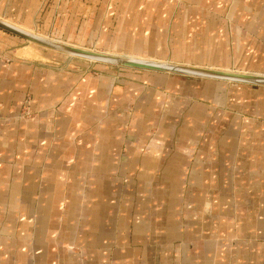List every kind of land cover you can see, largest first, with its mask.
Here are the masks:
<instances>
[{
    "label": "crops",
    "instance_id": "obj_1",
    "mask_svg": "<svg viewBox=\"0 0 264 264\" xmlns=\"http://www.w3.org/2000/svg\"><path fill=\"white\" fill-rule=\"evenodd\" d=\"M0 15L109 53L264 74V0H0ZM6 46L0 264H264V85Z\"/></svg>",
    "mask_w": 264,
    "mask_h": 264
},
{
    "label": "water",
    "instance_id": "obj_2",
    "mask_svg": "<svg viewBox=\"0 0 264 264\" xmlns=\"http://www.w3.org/2000/svg\"><path fill=\"white\" fill-rule=\"evenodd\" d=\"M0 28L20 36L29 41H34L42 46L55 49L66 54L84 58L87 60H93L96 62H101L105 64H112L116 66L138 68V69H148L164 71L175 74L191 75L206 78H216L225 79L234 82H243L255 85H264V75L254 74V73H237L234 71H226L220 69H211L207 67H196L191 65H185L175 62H161V61H150V60H140L132 57H127L123 55H112L105 53L104 51L85 49L82 47H77L54 38L39 36L37 34L28 32L21 29L9 22L0 18Z\"/></svg>",
    "mask_w": 264,
    "mask_h": 264
},
{
    "label": "rangeland",
    "instance_id": "obj_3",
    "mask_svg": "<svg viewBox=\"0 0 264 264\" xmlns=\"http://www.w3.org/2000/svg\"><path fill=\"white\" fill-rule=\"evenodd\" d=\"M86 3L87 4H91V2H86ZM1 17L5 18V19H8V20H11V19H9V18H7L5 16H1ZM11 21H13V20H11ZM41 34H43V33H41ZM0 42L6 43V45L9 46V48L10 47L11 48H15L16 46L17 47L21 46L19 48V50L24 49V46H28V47L30 46L29 40L24 39V38H22L20 36H17V35H15L13 33H10L8 31L2 29V28H0ZM7 46H6V48H8ZM28 47H25V48H28ZM37 48H39L38 52H39V55H40V57L38 59H44V58H46L44 54H48V55L52 56V58L54 60L55 59L59 60L60 63H66L68 65H70V64L74 65L75 62H87V61H90V60H87V59H84V58L70 56V55L65 54L63 52H59V51L54 50V49H49L48 47H44V46H40V45ZM99 51H102V50L99 49ZM91 62H96V61H91ZM96 63H101V62H96ZM102 64H104V63H102ZM106 65H112V64H106ZM112 66H116V65H112ZM118 67H122V66H118Z\"/></svg>",
    "mask_w": 264,
    "mask_h": 264
},
{
    "label": "bare ground",
    "instance_id": "obj_4",
    "mask_svg": "<svg viewBox=\"0 0 264 264\" xmlns=\"http://www.w3.org/2000/svg\"><path fill=\"white\" fill-rule=\"evenodd\" d=\"M0 18L3 19V20H5V21H7V22H9L10 24H13V25H15V26H17V27H19L21 29H24V30L28 31V32L37 34L39 36L49 37V36H47L45 34H41V33L37 32V31H35L34 29L30 28L27 25L15 23V22H13L11 20L2 18L1 16H0ZM49 38H53V37H49ZM54 39H56V38H54ZM57 40L62 41V42H65V43H68V44H71V45H75L77 47H82V48H85V49H92V48H88V47L79 46L77 44H73V43H70V42H66V41H63V40H60V39H57ZM29 42H30V46L29 47L28 46H24V49H21V50L17 49L18 50L17 51V54L20 55V56H22V57H26V58H39L40 57L39 52H38V49L39 48H37V47H39L40 44H38V43H36L34 41H29ZM40 46H42V45H40ZM25 47H28V48H25ZM49 49H51V48H49ZM93 50H96V49H93ZM105 53L112 54V55L113 54L114 55H121V54H115V53H111V52L110 53L109 52H105ZM70 56H72V55H70ZM123 56L132 57V58H136V59H140V60H150V61L167 62V61H162V60H155V59H149V58L136 57V56H133V55H123ZM90 61H93V60H90ZM185 65H187V64H185ZM191 66H196V65H191ZM196 67H204V66H196ZM207 68H210V67H207ZM211 69H216V68H211ZM144 70H148V69H144ZM220 70H226V69H220ZM154 71H157V70H154ZM226 71H234V70H226ZM162 72H164V71H162ZM234 72H237V73H249V72H242V71H234ZM254 74H259V73H254ZM259 75H264V74H259ZM214 79H216V78H214ZM221 80H225V79H221ZM225 81H229V80H225ZM231 82H234V81H231ZM240 83H243V82H240Z\"/></svg>",
    "mask_w": 264,
    "mask_h": 264
}]
</instances>
